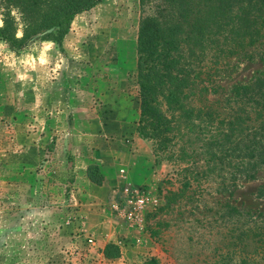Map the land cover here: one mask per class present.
<instances>
[{"label": "rangeland", "instance_id": "374dc122", "mask_svg": "<svg viewBox=\"0 0 264 264\" xmlns=\"http://www.w3.org/2000/svg\"><path fill=\"white\" fill-rule=\"evenodd\" d=\"M240 6L104 0L75 18L61 48L34 38L17 54L0 40V264H249L260 243L248 230L264 231V137L234 89L264 73V27L244 47ZM148 16L181 24L182 52L210 90L194 105L211 119L186 122L162 104L178 128L166 149L138 131ZM126 190L149 198L131 219Z\"/></svg>", "mask_w": 264, "mask_h": 264}, {"label": "trees", "instance_id": "16d2710c", "mask_svg": "<svg viewBox=\"0 0 264 264\" xmlns=\"http://www.w3.org/2000/svg\"><path fill=\"white\" fill-rule=\"evenodd\" d=\"M103 1L1 0L0 17H3V27H0V40L6 42L17 54L27 50L28 42L34 38H50L61 48L75 18L97 7ZM234 2L241 5L236 19L244 22L248 31L249 39L244 47L253 46L264 27V0ZM19 32L22 33L21 37L18 36ZM179 32L180 23L175 21L168 23L161 18L148 16L141 20L138 34L137 84L140 99L138 131L146 139L159 143L161 149L167 148V144L173 140L171 135L176 136L175 132L178 129L175 122L168 119L163 112L161 108L163 103L169 110L181 113V118L186 119V122H192L198 117L204 118L203 115L210 119L212 117L204 110L195 108L194 101H198V97L210 90L207 86L200 88L198 84L200 74H197L191 68V63L187 62L182 52ZM200 40L201 38H198L197 41ZM235 41L233 39V42ZM234 93L237 98L244 96L248 99L250 118L245 120L250 121L249 128L255 129V134L261 132L264 137V73L253 83L235 88ZM245 120L241 117L236 118L231 124L235 125ZM232 131L235 132L234 129ZM259 156L264 163V148ZM87 172L91 182L98 186L103 185L105 176L98 166H89ZM256 227L250 228L247 233V236L260 243L259 248H256L250 257L247 255L245 262L249 261V264L255 263V254L264 257V231ZM112 249H115L114 252H110ZM119 255L116 246L113 244L107 246L108 258H118Z\"/></svg>", "mask_w": 264, "mask_h": 264}, {"label": "built area", "instance_id": "2783aa9c", "mask_svg": "<svg viewBox=\"0 0 264 264\" xmlns=\"http://www.w3.org/2000/svg\"><path fill=\"white\" fill-rule=\"evenodd\" d=\"M127 193V199L124 201L125 208H128L132 205L130 208V211H128V219L133 218V215L137 212V208L142 207L146 202L149 201V198H147L144 194V192H141L140 190H126ZM130 193V194H129ZM139 196L137 199L135 198ZM123 208V207H122Z\"/></svg>", "mask_w": 264, "mask_h": 264}, {"label": "clouds", "instance_id": "9594fccd", "mask_svg": "<svg viewBox=\"0 0 264 264\" xmlns=\"http://www.w3.org/2000/svg\"><path fill=\"white\" fill-rule=\"evenodd\" d=\"M13 14L15 15V12ZM0 27H3V17H0ZM20 35L22 36V33Z\"/></svg>", "mask_w": 264, "mask_h": 264}]
</instances>
